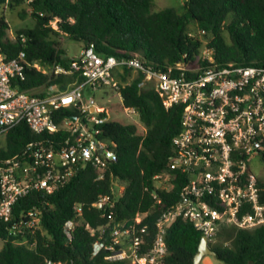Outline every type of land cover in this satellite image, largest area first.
Segmentation results:
<instances>
[{"label": "trees", "instance_id": "trees-1", "mask_svg": "<svg viewBox=\"0 0 264 264\" xmlns=\"http://www.w3.org/2000/svg\"><path fill=\"white\" fill-rule=\"evenodd\" d=\"M0 6L10 10L23 6L21 14L35 19L32 27L16 29L11 38V26L4 15L0 16V49L9 58L17 57L21 50L26 52L21 85L33 94H39L40 86L65 89L69 83L81 80L78 74H55L52 69L58 63L67 65L70 59L57 38L62 33L78 41L81 49L93 45L103 56L139 57L165 67L181 60L194 61L203 41L190 32L204 29L219 62L264 64V0H185L181 8L167 6L159 10L154 8V0H0ZM132 72L118 71L120 80H127ZM146 85L140 71L120 89L124 106L138 110L142 130L136 123L112 119L102 125V137L116 143L117 153V160L109 164L103 178L98 168L85 165L53 193L32 191L20 197L13 206L11 221L0 217V264H132L107 259L106 250L93 255L98 236L87 224L94 228L106 224L107 218L93 203L101 195L113 194L116 182L125 188L116 203L118 218L132 222L137 214H145L140 223L149 224L150 238L159 214L179 197L180 182L166 192L157 189L155 176L168 170L183 107L166 108L154 86ZM73 113L78 110H58V123ZM67 134L63 127L53 133H36L23 122L4 133L3 144L0 140V163L20 154L32 141L58 146ZM155 190L160 202L154 197ZM76 204L82 206L83 213L70 240L64 225L75 218ZM30 209H36L40 217L35 231L12 233V225L25 218ZM202 238L192 221L175 219L166 234L167 263L194 264ZM210 246L226 264H264V226H224Z\"/></svg>", "mask_w": 264, "mask_h": 264}, {"label": "built area", "instance_id": "built-area-1", "mask_svg": "<svg viewBox=\"0 0 264 264\" xmlns=\"http://www.w3.org/2000/svg\"><path fill=\"white\" fill-rule=\"evenodd\" d=\"M190 35L203 41L200 54L192 62L181 60L165 67L139 57L103 56L93 45L85 47L70 56L67 65L52 67L55 74H78L81 80L78 77L65 89L40 86L39 94L21 85L26 52L9 58L0 49V136L23 122L36 133H53L60 127L68 131L58 146L32 141L20 154L0 163V217L11 221L20 197L32 191L53 193L85 165L98 168L103 178L109 164L117 160L116 143L102 137V125L110 118L94 92L113 89L123 102L121 86L131 80L121 81L118 71L128 69L143 71L166 108L183 107L168 170L155 176L159 190L171 192L176 181L181 187L178 199L159 214L150 238L149 224L140 223L145 214H137L132 222L118 218L116 203L125 188L116 182L113 194L101 195L93 203L107 218L97 228L87 224L98 236L93 255L106 250L109 260L168 264L167 229L180 217L192 221L209 244L216 242L224 226H264V64L219 62L206 30ZM62 108H76L78 113L59 124L56 115ZM124 108L139 115L136 108ZM154 197L161 201L157 190ZM74 208L75 218L64 225L70 240L83 213L81 205ZM39 222L37 210L30 209L12 225V233L34 232Z\"/></svg>", "mask_w": 264, "mask_h": 264}, {"label": "rangeland", "instance_id": "rangeland-1", "mask_svg": "<svg viewBox=\"0 0 264 264\" xmlns=\"http://www.w3.org/2000/svg\"><path fill=\"white\" fill-rule=\"evenodd\" d=\"M185 0H154V8L156 10L163 9L167 6L182 7ZM23 6L17 7L14 10H10L7 6H0V16H5L6 20L10 24L8 35L13 38L16 34V29L20 27H32L35 23V19L32 15H22L21 10ZM197 33V30H192ZM226 38L229 40V34L225 32ZM58 40L61 42V46L66 49L69 56H76L80 54L81 45L78 41L71 39L68 35L62 33L59 35ZM136 72H132V75L128 79H132ZM146 87L152 86L151 82L145 81ZM98 102L103 105L110 119L119 121L124 124L136 123L140 130H142L143 124L141 123L140 116L135 112L130 114L126 113L123 102L117 91L108 88H102L94 92ZM4 134L0 136L1 144L4 143ZM3 242L0 241V247ZM201 264H226L220 260L217 256L207 254L203 257Z\"/></svg>", "mask_w": 264, "mask_h": 264}, {"label": "water", "instance_id": "water-1", "mask_svg": "<svg viewBox=\"0 0 264 264\" xmlns=\"http://www.w3.org/2000/svg\"><path fill=\"white\" fill-rule=\"evenodd\" d=\"M207 254L216 256L217 252L210 246L208 239L205 236H203L199 246V252L196 254L194 259V264H201L203 257Z\"/></svg>", "mask_w": 264, "mask_h": 264}]
</instances>
